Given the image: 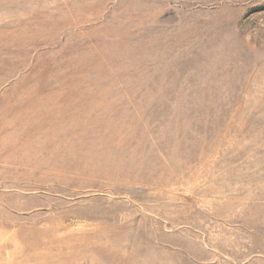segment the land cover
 <instances>
[{
  "label": "rangeland",
  "instance_id": "1",
  "mask_svg": "<svg viewBox=\"0 0 264 264\" xmlns=\"http://www.w3.org/2000/svg\"><path fill=\"white\" fill-rule=\"evenodd\" d=\"M0 264H264V0H0Z\"/></svg>",
  "mask_w": 264,
  "mask_h": 264
}]
</instances>
